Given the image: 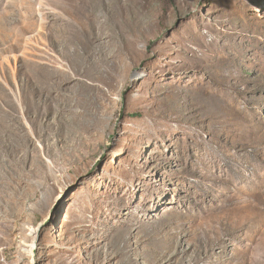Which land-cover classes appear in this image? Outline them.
I'll return each mask as SVG.
<instances>
[{
  "label": "rangeland",
  "instance_id": "rangeland-1",
  "mask_svg": "<svg viewBox=\"0 0 264 264\" xmlns=\"http://www.w3.org/2000/svg\"><path fill=\"white\" fill-rule=\"evenodd\" d=\"M0 264H264V0H0Z\"/></svg>",
  "mask_w": 264,
  "mask_h": 264
},
{
  "label": "bare ground",
  "instance_id": "bare-ground-1",
  "mask_svg": "<svg viewBox=\"0 0 264 264\" xmlns=\"http://www.w3.org/2000/svg\"><path fill=\"white\" fill-rule=\"evenodd\" d=\"M252 176V175H251Z\"/></svg>",
  "mask_w": 264,
  "mask_h": 264
}]
</instances>
